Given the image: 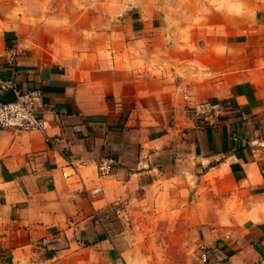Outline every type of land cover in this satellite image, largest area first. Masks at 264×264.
<instances>
[{
    "label": "crops",
    "instance_id": "crops-1",
    "mask_svg": "<svg viewBox=\"0 0 264 264\" xmlns=\"http://www.w3.org/2000/svg\"><path fill=\"white\" fill-rule=\"evenodd\" d=\"M241 9L202 20L205 10L184 7L166 17L173 36L117 25L78 52L1 33L17 57L0 78L42 88L46 126L0 130V264H88L111 252L88 244L94 211L138 187L168 208L177 195L178 214L191 191L194 219L223 238L211 263L264 264V4ZM204 100L225 104L222 114L197 118L190 107ZM103 162L109 174L97 171Z\"/></svg>",
    "mask_w": 264,
    "mask_h": 264
},
{
    "label": "rangeland",
    "instance_id": "rangeland-1",
    "mask_svg": "<svg viewBox=\"0 0 264 264\" xmlns=\"http://www.w3.org/2000/svg\"><path fill=\"white\" fill-rule=\"evenodd\" d=\"M260 3L264 0H0V36L4 32L5 40L11 37L17 43L31 38L29 47L42 52L52 44L64 52L67 48L78 52L86 46L85 38L117 25L125 32L143 34L157 29V35L167 26L165 31L173 36L176 24H165V20L170 17L176 21L181 8L196 5L205 10L201 19L207 20L210 9L241 12L243 6L252 9ZM250 19L258 23L260 13ZM181 94L185 100L190 96L187 88ZM190 192L179 214L177 195H171L173 203L168 208L146 197L142 187L106 211H94L97 226L88 244H97L98 251L104 252L100 245L104 240L111 252H98L88 264H127L115 252L119 248L126 250L129 264H213L211 255L221 252L223 238L211 236L206 228L209 223L194 219V210L187 204L192 199ZM124 229L126 233H120ZM84 251L80 255H86Z\"/></svg>",
    "mask_w": 264,
    "mask_h": 264
},
{
    "label": "built area",
    "instance_id": "built-area-1",
    "mask_svg": "<svg viewBox=\"0 0 264 264\" xmlns=\"http://www.w3.org/2000/svg\"><path fill=\"white\" fill-rule=\"evenodd\" d=\"M17 48L15 43L9 41L4 47H0V66H8L15 62ZM0 91L13 93L12 99H0V130L16 129L21 131L43 130L46 121L41 115L44 93L40 87L21 88L11 78H0ZM224 105L219 100H206L198 102L190 107L197 118L209 121L212 116H219L224 110ZM58 137H47L48 144L55 145ZM112 170L110 162L97 165V171L102 175L109 174ZM99 188H94L93 192ZM205 259V258H204Z\"/></svg>",
    "mask_w": 264,
    "mask_h": 264
}]
</instances>
